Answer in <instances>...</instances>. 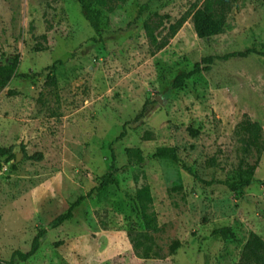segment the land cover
Wrapping results in <instances>:
<instances>
[{"label": "rangeland", "instance_id": "374dc122", "mask_svg": "<svg viewBox=\"0 0 264 264\" xmlns=\"http://www.w3.org/2000/svg\"><path fill=\"white\" fill-rule=\"evenodd\" d=\"M203 1L113 0L97 8L104 33L94 43L77 0H0V65L17 56V74L43 73L0 91V147L21 156L0 171L1 260L28 252L40 230L38 252L14 264H239L250 234L264 241V152L244 155L241 130L257 122L264 140V56L214 61L173 87L205 57L264 52V0H238L221 34L198 39L190 15ZM57 61V89L46 87L44 70ZM158 147L175 148L197 178L151 159ZM110 149L118 186L92 194L50 229L97 185ZM126 149H139L144 162L136 165ZM241 182L249 185L240 196L226 185ZM143 185L158 227L149 257L134 254L128 235L142 231L132 198ZM225 227L235 239L213 234Z\"/></svg>", "mask_w": 264, "mask_h": 264}, {"label": "trees", "instance_id": "16d2710c", "mask_svg": "<svg viewBox=\"0 0 264 264\" xmlns=\"http://www.w3.org/2000/svg\"><path fill=\"white\" fill-rule=\"evenodd\" d=\"M113 0H77L80 8V13L86 23L93 31L94 36L92 41L99 43L103 38V27L100 20L99 11L97 8L107 7L109 2ZM238 0H204L202 4L195 8L190 15L192 27L194 33L198 39H208L221 34L224 27V19L226 13H228L232 6ZM184 21V20H183ZM182 22L172 24L168 27V38H172L181 27ZM144 29L148 39L156 46V49H161L165 46L166 41L158 43L157 38L154 36L153 29L149 24H144ZM45 39V36H42ZM251 55L264 56V52H258L254 48H248L241 52H233L224 56H209L196 63L194 69L187 73L181 74L176 77L173 87L180 88L183 86L185 80L190 79L196 74L201 72H207L210 70V66L214 61H228L231 59H245ZM205 65L202 67V65ZM19 61L16 56L10 64L0 65V91L4 89L13 78H20L23 80H33L35 78L42 77V72L34 74H17ZM58 65H62L61 61L54 62L50 66L46 67L44 85L57 89L56 72ZM144 115V110L135 117L133 121L141 119ZM127 125V124H125ZM241 130L244 133L243 140V154L249 155L251 151H254L259 157L264 152V140L261 139L262 127L257 122L245 121L241 124ZM193 135H197L196 131H190ZM125 137V126H123L121 133L116 138L120 140ZM24 153V152H23ZM125 153L128 158L134 159L136 165H141L144 162V158L141 155L139 149H126ZM16 154L12 152L11 148L0 147V171L5 165H10L15 160ZM153 160H165L174 164H179L184 171H186L193 178H197L194 172L186 164H184L175 148L172 147H158L151 154ZM31 160H40L41 155L30 156ZM13 166V165H11ZM118 169L115 166V156L113 150L110 149V164L103 175L97 180V185L87 192L83 196H79L74 202H72L65 213L55 217L50 223V229H56L62 224L70 221L73 218L74 210L81 205V203L92 196V194H100L105 192L111 186H118ZM232 193L236 196H240L242 189L249 185V182L226 184ZM133 205L135 213L138 219L142 222V231L138 232L135 229H129L130 242L134 254L137 257H149L153 251L154 238L153 234L158 231L156 224V218L154 213H148L149 205H151L152 197L150 188L148 185H143L136 190L133 198ZM45 230H40L32 238L30 249L26 253L20 251H14L11 254L9 261L0 259V264H14V260L18 259L21 262H26L33 257L40 248V240L44 236ZM214 235H220L223 239H235L231 228L225 227L217 229L213 232ZM179 247V242L172 243L169 249V254L173 255ZM239 264H264V241L257 235L250 234L245 242L241 254V260Z\"/></svg>", "mask_w": 264, "mask_h": 264}, {"label": "water", "instance_id": "95a60500", "mask_svg": "<svg viewBox=\"0 0 264 264\" xmlns=\"http://www.w3.org/2000/svg\"><path fill=\"white\" fill-rule=\"evenodd\" d=\"M20 157H21L20 154H16L14 161H18L20 159Z\"/></svg>", "mask_w": 264, "mask_h": 264}]
</instances>
